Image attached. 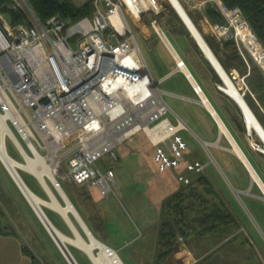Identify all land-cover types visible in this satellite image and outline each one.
I'll list each match as a JSON object with an SVG mask.
<instances>
[{"label": "built area", "instance_id": "obj_1", "mask_svg": "<svg viewBox=\"0 0 264 264\" xmlns=\"http://www.w3.org/2000/svg\"><path fill=\"white\" fill-rule=\"evenodd\" d=\"M134 1L132 9L127 0H94L93 13L73 22L57 15L43 22L27 0L15 2L27 13L28 23L14 25L0 10V131L4 127L5 150L23 163L37 154L45 157L37 171L52 166L56 183L46 175L52 189L68 181L110 195L116 174L99 161L104 155L118 160L116 148L140 133L149 138L160 172L182 167L178 177L183 183L205 172L206 163L187 161L188 143L181 134L185 125L178 117L176 123L170 118V113L175 114L131 26L152 7L147 0ZM221 11L226 21L216 25L218 33L234 39L264 73V46L242 10L223 4ZM184 65L183 60L177 62L179 68ZM237 85L245 95L244 76ZM217 87L222 90L220 84ZM193 89L203 100L202 87L194 84ZM117 111L125 115L118 121ZM138 117L144 118L142 123ZM110 126L115 136L107 135ZM9 142L20 159L9 153ZM15 170L22 181V171L40 180L21 165Z\"/></svg>", "mask_w": 264, "mask_h": 264}, {"label": "crops", "instance_id": "obj_2", "mask_svg": "<svg viewBox=\"0 0 264 264\" xmlns=\"http://www.w3.org/2000/svg\"><path fill=\"white\" fill-rule=\"evenodd\" d=\"M158 1L162 6L160 12L149 11L143 16V18L147 17L146 22L142 20L134 23L146 39L147 44H149L150 50L155 52L150 67L145 57L144 59L152 76L158 82V88L162 91L164 99L165 94L171 98L170 103L165 100L175 114V119L178 117L185 125L181 134L188 143L185 154L187 161L199 160L206 163L204 175L210 179L223 199L226 208L234 217V222L227 229H217L213 233L205 235L212 240V244L208 248H205L204 245L205 236H179L174 251L161 261L158 259L160 248L157 227L162 221L160 218L162 194H167L170 190L174 191V189H155L154 191L148 189L146 193L147 201L143 200L142 197L136 198L137 201L130 197L131 204L135 205L140 217L138 222L132 223L131 226L134 229L132 231H128L125 224L121 228V224L118 222L117 224L121 229H119V232L112 219V214L115 215V212L112 211V206L103 202V197L106 196L102 195L99 189H86V191L85 189L78 191L76 189L62 190L66 192L73 207L77 209L78 214L84 221V225L88 227L94 237L116 250L125 264H197L202 263L203 260L208 261L212 253H214L215 258L213 257V260L210 261L211 264H264V154L255 149L254 140L246 133V124L244 125L241 107L236 103L233 96L223 89L221 84V89L224 92L217 87V84L222 83L221 77L182 16L175 8L170 7L168 10L167 0ZM180 1L215 57L234 82L237 84V79L242 76L245 80V76L250 72V64L246 60H248V57L252 59V63H254V60L243 47H241V50L246 51L247 55L245 57H247L245 58L242 55L234 39L218 33L216 25L224 24L226 21L221 11V0ZM153 19L157 20L156 25L152 24ZM166 32L173 37L179 46L185 49L192 68L187 65L183 56L179 54ZM159 56L162 57L163 62L160 61ZM179 59L184 61L188 73L177 66ZM243 61L247 65L248 72L246 74H242L237 68V63ZM156 63L159 68L158 73L156 72ZM188 74L192 77H189ZM160 83L165 85L160 86ZM194 84H199L202 87L203 95L216 111V115L194 92ZM246 85L245 98L246 100L248 98L252 103L253 108L249 105L258 119H261L260 122L263 120L264 123V91L258 97L257 91H252L247 82ZM204 87H207V90ZM206 91L213 94L219 108L214 105ZM217 117L225 125L228 133L222 129ZM236 120L241 123L243 129H240ZM187 130L192 132L199 140V146L203 150L199 154L194 151L193 137ZM229 134L235 139L247 161L234 149ZM208 145L214 148L213 155L210 154L209 156L204 153L203 148L207 149ZM171 173L173 174V172ZM255 173L258 179L255 178ZM162 174L165 175L166 173ZM67 191L72 192V195L70 196ZM35 193L47 202L42 206L52 226L64 235L71 238L76 237L74 228L68 219L61 211L50 204L53 200L48 191L40 186V189H36ZM57 194L59 193L57 192ZM56 197L59 204L63 207L66 206L67 200L62 199L65 196H60L63 203L60 202L57 195ZM21 200L24 203L15 204L12 201L10 206L13 207L14 204L16 214L18 212L23 214L24 236L22 238L23 240L26 238L34 241V243L37 242L40 249L30 247L26 240L24 245L20 233L16 228H13L16 233L0 234V264H33L32 256L23 250L26 245L40 259L46 258L43 261L41 260L45 264H56V262L61 261L64 262H61V264H69L68 259L67 263L64 261L62 250L53 238L51 230L48 229L49 227H46V223L38 215L33 203L26 198L24 193ZM44 208L49 211L50 215ZM69 217L72 221H75L73 223L80 233L83 231L89 237L71 212H69ZM10 224L16 225V222L11 221ZM147 242L148 250L146 249ZM138 243L144 244L137 248ZM66 245L69 249L71 248L70 251L73 252L71 253L75 259L78 257L79 260H77L81 264H86L85 260L90 257L86 249L71 242H67ZM128 246L135 249L129 252L124 251ZM121 251L125 252L124 258L121 256Z\"/></svg>", "mask_w": 264, "mask_h": 264}, {"label": "rangeland", "instance_id": "obj_3", "mask_svg": "<svg viewBox=\"0 0 264 264\" xmlns=\"http://www.w3.org/2000/svg\"><path fill=\"white\" fill-rule=\"evenodd\" d=\"M72 1L78 6H84L88 0H72ZM168 4H169L168 10L170 9V7L173 8V6L169 2L167 3V5ZM223 4L224 3L222 2L221 5H223ZM93 6L95 7L94 2H93ZM232 8H234V7H232ZM147 13H149V12H147ZM142 20L144 22H146L147 17L143 18ZM131 26H132V29H133L135 35H136L140 49H141L148 65L150 67V62L152 59H154L155 52L150 50V46H149V44H147L146 39L142 36L141 31L134 25L133 22H131ZM166 34H167L168 38H170L172 40V42L174 43L179 54H181L183 56L184 60L187 62V65L190 68H192V65L190 64L189 59L186 56L185 49L182 46H179V44L173 39V37L168 32H166ZM241 53L244 57H245V55H247L245 50H243V51L241 50ZM159 59H160V61L163 62L162 57L159 56ZM247 59L248 60H246V62L250 64V69H251L252 64L257 65L255 63V61H253L254 63H252V59H250L249 57ZM258 68H259V66H258ZM158 71H159V68H158L157 63H156V72L158 73ZM260 71L264 75V73L262 72L261 69H260ZM219 84H222V83H219ZM162 85H165V84L160 83V86H162ZM206 88H205V90H207ZM206 92H208L209 97L214 102V105L217 108H219L218 103L215 102L213 94L210 91H206ZM165 99L167 100L168 103H170L171 98L168 97L167 94H165ZM169 116L174 123L177 122V119H175L176 117L173 114L170 113ZM243 116H244V114H243ZM245 122H246V119H244V125L247 124V122L246 123ZM247 126H248V124H247ZM187 131H189V130H187ZM189 133L193 137V141H192L193 149L195 152L197 151V154H199L200 151H203L201 149V147L199 146L200 142L193 135L192 132L189 131ZM237 138H239V137L237 136ZM251 138L254 140L255 143H256V140L258 142H260L257 136H255V138H253V137H251ZM203 149H204V153H206L209 156H210V154H212V152H214V148L210 147L209 145L207 146V149L206 148H203ZM8 150H9V153L13 157L20 159L18 152L15 150V148L13 147V145L10 142L8 143ZM116 152H117L118 157H119L118 160L114 161L108 155H104L99 161V162L105 164L106 166L113 168V170L116 174V179H117V183L114 187V193H112L106 197H103V202L106 204H109V206H112V211L115 212V215L112 214V219H113L114 223L116 224V228H117L118 232L120 229V226L117 224L118 222H120L121 228L123 227V224H125V226L127 227V230L132 231L134 229L132 228L131 225H132V223L138 222V218L140 217V213L138 215L137 210H136L137 208L135 207L134 204H131L130 197H132V199H135V201H137L136 198H139V197H142L143 200H146V193L148 192L147 191L148 189H152V191H154L155 189H174V191L170 190V192L167 194L166 193L162 194V196H163L162 204H163V202L164 203L167 202L168 199L170 200L172 198V196L174 194H176V192L179 191L180 187H183L188 183L181 182L179 180V177H178V180H176V177H174V179L170 178V176L174 175L170 171L165 172L166 174L163 175L157 169V165L155 164L154 159H153L154 153L152 150L151 142H150L149 138L143 133H140V134L134 136L132 139L127 140L124 144L117 147ZM254 153H256V152H254ZM63 166L65 167V163H63ZM182 171H183L182 167L177 168V174L178 175ZM21 175H22L24 181L28 184V186L31 189H34V191L36 189H40L39 182L34 176H32L31 174L26 173L24 171L21 172ZM62 185H63L62 188H65L66 190L67 189L68 190L76 189L78 191L80 189H85V191H86V189H97V188H89L88 186L87 187L86 186H80V185H77L75 183H71L68 181H62ZM54 191H55L56 195L58 196L60 202L63 203L64 199L62 198L63 199L62 200L60 198L61 195L57 194V192H58L57 189H54ZM67 192L70 193V196L72 195V192H70V191H67ZM21 197H23V193L20 190V187L18 186L16 181L13 179V177H11L8 170L6 169V166L2 163V161L0 159V204L2 206L4 213H5L2 216L1 220L3 222V226L5 225L7 228H12V229L16 228L17 231L20 233L21 239L23 240V238H22L24 236V229L22 227L23 214H19L20 212H18V214H16L17 212L14 209V204H13V207L10 206V202H12V201H14L15 204L24 203L21 200ZM162 204H161V207H162ZM45 211L48 212V214L50 215L48 210L45 209ZM147 212H149V211H147ZM163 212L164 211L162 209H160V218L161 219L163 216ZM174 214L176 215V212H174ZM11 221L12 222L15 221L16 225L15 224L9 225V223ZM105 223H106V221H105ZM159 226L157 227L158 231H159ZM36 232H37V230H36ZM81 233L86 240L89 239V237H87L86 234L83 233V231ZM43 234H45V233L43 232ZM117 237H118V234H117ZM205 237L206 238H204V241H205L204 245H205V248H208L212 244V240H210L211 239L210 237H207V236H205ZM25 240H26V242H28L30 247H35V248H37V250L40 249V247L37 245V242L34 243V241H30L26 238H25ZM25 240L22 241V243L24 245H25V243H24ZM142 244H144V243H138L139 246H137V248H139ZM146 245H147L146 249L148 250L149 249L148 248V242L146 243ZM26 249L30 250L27 245L24 246L23 250L25 251ZM133 249H135V248L132 246H128V248H126L124 251L129 252ZM70 250H71V248H70ZM30 251L33 253V256H32L33 259H34V257H36L40 262H42L43 260L46 259V258L40 259L38 257V255H36L32 250H30ZM61 253H62L63 258L65 259L64 261L67 263L68 260H67L66 256L63 255V252H61ZM94 253H98V250L95 249ZM120 253H121V256L124 258L125 252L121 251ZM213 257H214V253H212V255L208 259V261L203 260L201 264H211L210 261L213 260ZM77 259H78V257H77ZM89 259L85 260L86 264H94L90 257H89ZM78 260H77V262L80 263V261H78ZM61 262H63V261H61ZM61 262H59V263L56 262V264H61ZM39 264H45V262L44 263L42 262ZM69 264H71V263L69 262Z\"/></svg>", "mask_w": 264, "mask_h": 264}, {"label": "trees", "instance_id": "obj_4", "mask_svg": "<svg viewBox=\"0 0 264 264\" xmlns=\"http://www.w3.org/2000/svg\"><path fill=\"white\" fill-rule=\"evenodd\" d=\"M27 1L43 22L56 15L73 22L82 16L91 15L94 11V0H88L84 6H78L72 0ZM221 1L228 8L239 7L242 10L245 18L264 45V0ZM4 7H8V10L5 11ZM0 10L5 12L14 25L30 22L27 13L21 7L16 6L15 0H0ZM237 68L242 74L248 72L244 61L242 63L238 62ZM245 80L252 91H257L259 97L261 92L264 91V75L257 65H251L250 72L245 76ZM248 102L253 108L252 103L249 100ZM261 123L264 126L263 120ZM167 171L173 172L174 177L178 180L177 168L161 173ZM170 178L174 179L173 176H170ZM32 190L34 191V189ZM162 210L164 212L158 231L160 248L158 259L161 261L174 251L179 236L203 237L217 229H227L234 222V217L226 208L223 199L210 179L204 174L193 176L190 183L180 187L179 191L170 200L163 202ZM174 212H176V215ZM4 214L0 204V234L16 233L14 229L3 226L1 219ZM25 251L28 255L33 256L30 250L26 249ZM39 263L41 262L34 257L33 264Z\"/></svg>", "mask_w": 264, "mask_h": 264}, {"label": "bare ground", "instance_id": "obj_5", "mask_svg": "<svg viewBox=\"0 0 264 264\" xmlns=\"http://www.w3.org/2000/svg\"><path fill=\"white\" fill-rule=\"evenodd\" d=\"M167 1L173 6V8H175L178 11V13H180V15L184 19L185 23L187 24L188 28L191 30L194 37L196 38L199 45L201 46L202 50L204 51V53L207 55V57L210 59V61L216 67V69H217V71L221 77V80H222L221 85L223 86V89L228 94L230 93L233 96V98L235 99L236 103L241 107L243 114H244V119H246V122L248 124V126L246 124L247 135H249L253 138H255V136H257L259 141H260V142H258L256 140L255 148L256 149L259 148L260 150H264V126L262 125V123L258 119V117L255 114V112L253 111V109L250 107L249 103L247 102V100L245 98V95L243 94V92L241 91L239 86L230 77V75L225 71V69L223 68L221 63L218 61V59L215 57L213 51L211 50V48L206 43V41H205L203 35L201 34L200 30L193 23V20L191 19V17L188 15L186 9L181 4V1L180 0H167ZM127 3L132 9H134V6H136V3L134 0H127ZM179 60H181V59H179ZM181 68L184 69L185 71H187L185 65ZM187 73H188V71H187ZM189 77H192V76L189 75ZM203 97H204L203 98L204 103L207 104V106H209L211 108V110L214 112V114L216 115V111H214V109L211 107L210 103L207 101V98L204 95H203ZM124 116L125 115L123 113L121 114V112H119V111L115 112V118H117L116 121L123 119ZM143 119H144L143 117H140V118L138 117L136 120L138 121V123H142ZM219 123L221 124L222 129L228 133L225 125L221 122L220 119H219ZM181 125H183V124H181ZM3 128L4 127H2V130L0 131V133H1L0 159H1L2 163L5 162L8 169L13 173V175L17 179V182L21 186V188H22L21 190L25 194L26 198L33 203V205L35 206L34 208L37 211L38 215L44 220L46 225L51 230V232L53 234L52 236H54L53 238L61 244V246L66 250V252H67V249H69L68 246L66 245L67 242H71V243H74L80 247H83L84 249H86L88 251L92 261L94 262V264H125L116 250L112 249L111 247H109L104 242H101L100 240L96 239L94 237V235L90 232L88 227L84 225L85 223L82 220V218L80 217V215L78 214L77 209L75 207H73V204L70 201V199H68L69 197L67 196L66 192H64L62 190V189H64V188H62L63 186H60V187L58 186L57 191L59 192V194L61 196H65V197H63V199L65 198L67 200V202H66V206H64V207L61 204H59L54 189H52L50 186H48L49 181L46 177V175H48L51 178V180L54 183H56V179H55L53 173L51 172L52 166H48L46 164L43 169H40V171H37V166H39L40 164H41V166L44 165L45 157L42 158L39 154H37L36 155L37 157H27L28 163H23L21 161H16L7 155L6 150H5V146H4L5 129H3ZM116 134L117 133L114 131V127L110 126L108 128L107 135L115 136ZM230 138L233 141L234 149L247 161L243 152L241 151V149L239 148V146L235 142V139L231 135H230ZM51 158L56 160L54 153L51 154ZM17 165H21L24 168L31 170V171L33 170L36 173V175L40 179L39 180L40 184L42 185V183H43L46 186V188H47L46 190L48 191L50 197L53 200V202H51L50 204L53 205L54 207H56L59 211H61L64 214V216L68 219V221L71 223V225L74 228L76 237L71 238L67 235H64L58 229H56L52 226V223L49 221L47 215L45 214V212L43 210V206H42V204H46L47 202L44 199H42L41 197H39L28 186V184L25 181H22L20 179L19 174L15 170ZM254 176L256 179H258V176L256 175V173L254 174ZM69 212H71L73 214V216H75L77 218V220L81 223V225L83 226V228L85 229V231L87 232V234L89 236V240H86L82 236L80 231L77 229V227L73 223L74 220L72 221L71 218L69 217ZM95 249L98 250V253H94Z\"/></svg>", "mask_w": 264, "mask_h": 264}, {"label": "water", "instance_id": "obj_6", "mask_svg": "<svg viewBox=\"0 0 264 264\" xmlns=\"http://www.w3.org/2000/svg\"><path fill=\"white\" fill-rule=\"evenodd\" d=\"M151 7H152V11H154L155 13H158L160 12V10H162V6H161V3L158 1V0H147ZM4 10L7 11L8 10V7H4ZM176 10V9H175ZM177 11V10H176ZM178 12V11H177ZM180 14V13H179ZM236 122L238 123L240 129H243V126L241 125V123L236 120ZM259 152L263 153L264 154V151L260 150L259 148L257 149ZM69 199V198H68ZM81 224V223H80ZM46 227L48 228V226L46 225ZM49 229V228H48ZM50 231V230H49ZM54 237V236H53ZM56 242L58 243L60 249L62 250V252L64 253V255L67 257V259L69 260V262L71 264H79L77 262V260L74 258V256L72 255L70 249H67V252L66 250L61 246V244L56 240Z\"/></svg>", "mask_w": 264, "mask_h": 264}, {"label": "flooded vegetation", "instance_id": "obj_7", "mask_svg": "<svg viewBox=\"0 0 264 264\" xmlns=\"http://www.w3.org/2000/svg\"><path fill=\"white\" fill-rule=\"evenodd\" d=\"M140 47V46H139ZM141 50V49H140ZM142 52V51H141Z\"/></svg>", "mask_w": 264, "mask_h": 264}, {"label": "clouds", "instance_id": "obj_8", "mask_svg": "<svg viewBox=\"0 0 264 264\" xmlns=\"http://www.w3.org/2000/svg\"><path fill=\"white\" fill-rule=\"evenodd\" d=\"M223 91V90H222ZM263 154V153H262Z\"/></svg>", "mask_w": 264, "mask_h": 264}]
</instances>
